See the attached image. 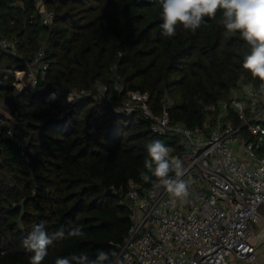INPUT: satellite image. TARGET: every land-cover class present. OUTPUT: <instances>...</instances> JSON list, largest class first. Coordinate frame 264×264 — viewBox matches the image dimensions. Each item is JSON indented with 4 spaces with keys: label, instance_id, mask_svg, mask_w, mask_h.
I'll list each match as a JSON object with an SVG mask.
<instances>
[{
    "label": "trees",
    "instance_id": "1",
    "mask_svg": "<svg viewBox=\"0 0 264 264\" xmlns=\"http://www.w3.org/2000/svg\"><path fill=\"white\" fill-rule=\"evenodd\" d=\"M42 1L54 15L50 27L34 0H0V38L17 39L15 50L0 48V98L14 117L0 112V264H30L33 253L22 241L41 223L49 235L65 234L41 264L72 255L91 260L101 251L110 264L130 226L121 203L128 181L150 186L158 180L145 161L151 160L148 145L161 137L139 112L115 111L126 93L149 92L156 114L168 96L171 120L193 127L204 119V106L226 98L238 82L258 88L261 81L242 68L250 46L239 32H227L222 9L195 32L177 25L166 37L163 0ZM42 40L46 77L34 92L16 95L14 71L26 68L22 57ZM98 82L107 92L96 99ZM73 88L93 94L68 102L65 93ZM52 92L56 98L47 100ZM9 130L23 139L22 147ZM175 142L170 154L179 149ZM76 228L83 235L69 236Z\"/></svg>",
    "mask_w": 264,
    "mask_h": 264
},
{
    "label": "built area",
    "instance_id": "2",
    "mask_svg": "<svg viewBox=\"0 0 264 264\" xmlns=\"http://www.w3.org/2000/svg\"><path fill=\"white\" fill-rule=\"evenodd\" d=\"M40 20L50 27L54 18L42 0H34ZM16 38H0V48L15 50ZM47 42L22 57L26 68L14 71L12 86L18 93L35 91L47 74L44 60ZM22 78L28 84H21ZM249 98L248 107L239 99L238 88ZM120 91L122 86L115 84ZM95 94L105 97L107 86L98 82ZM73 88L68 102L92 95ZM117 112L137 111L157 136H171L179 149L168 153L167 179L183 180L186 195L174 197L158 179L150 186L128 181L125 205L130 226L118 246L120 264H264V93L251 83L238 82L226 98L208 103L202 122L188 127L172 121L166 112L171 99L165 96L162 112L149 107V92L131 90ZM52 92L47 100L55 99ZM5 100L0 98V112ZM235 120V121H234ZM0 117V124L4 123ZM15 143L23 139L8 131ZM180 162V177L174 161Z\"/></svg>",
    "mask_w": 264,
    "mask_h": 264
},
{
    "label": "clouds",
    "instance_id": "3",
    "mask_svg": "<svg viewBox=\"0 0 264 264\" xmlns=\"http://www.w3.org/2000/svg\"><path fill=\"white\" fill-rule=\"evenodd\" d=\"M218 9L223 10L221 22L227 32H239L242 39L250 46V52L244 56L242 68L249 71L253 78H259L260 91L264 93V0H163L161 35L174 36L177 25H181L184 30L195 32L204 17L213 18ZM169 151L170 149L161 141L150 143L148 154L151 160L145 161V167L161 181L169 193L174 197H181L187 194L185 182L166 178L170 171V164L166 159ZM174 163L178 178L181 175L180 162L175 160ZM143 179L148 181L149 177L144 175ZM68 235L80 236L83 233L80 228H76ZM64 236L63 231L49 235L43 223L34 226L22 241L24 249L33 253L30 264H41L48 254L49 246L55 240L63 239ZM112 256H116V253H112ZM105 261H109V255L101 251L95 259L90 260L87 255H72L58 257L55 264H104ZM115 264H120V261L117 260Z\"/></svg>",
    "mask_w": 264,
    "mask_h": 264
},
{
    "label": "rangeland",
    "instance_id": "4",
    "mask_svg": "<svg viewBox=\"0 0 264 264\" xmlns=\"http://www.w3.org/2000/svg\"><path fill=\"white\" fill-rule=\"evenodd\" d=\"M21 84H28V80L26 79V78H22V83ZM12 85V84H11ZM97 91H95V93H96ZM15 93H16V95H18V94H20V93H18L17 91H16V89H15ZM94 93V98H96V99H98V98H100L99 96H98V94H95ZM238 95H239V99L240 100H242L243 101V103L246 105V108L248 107V101H249V98L246 96V94L242 91V88L241 87H239L238 88ZM2 113L5 115V117L6 118H12V119H14V117L12 116V112H11V109H10V107H9V104L8 103H5V105H4V108L2 109ZM16 114V113H15ZM160 141L164 144V146L165 147H167V148H169L170 150L171 149H173L174 148V142H175V140H174V138L173 137H171V136H162L161 138H160ZM176 143V146L178 145V141H176L175 142ZM175 150V149H174ZM169 153H170V151H169ZM126 202V200L125 199H121V203H125ZM260 210L262 211V212H264V206H261L260 207Z\"/></svg>",
    "mask_w": 264,
    "mask_h": 264
},
{
    "label": "water",
    "instance_id": "5",
    "mask_svg": "<svg viewBox=\"0 0 264 264\" xmlns=\"http://www.w3.org/2000/svg\"><path fill=\"white\" fill-rule=\"evenodd\" d=\"M127 114H130V113H127ZM111 191H112V188L107 189V193H111ZM117 194H119V193L117 192ZM122 197H124V196L122 195Z\"/></svg>",
    "mask_w": 264,
    "mask_h": 264
}]
</instances>
